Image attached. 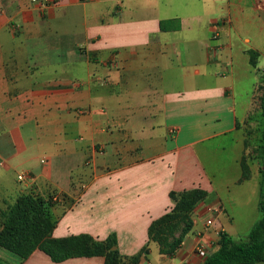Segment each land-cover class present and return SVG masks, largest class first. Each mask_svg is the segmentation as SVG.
Instances as JSON below:
<instances>
[{
	"label": "crops",
	"instance_id": "0c3cea01",
	"mask_svg": "<svg viewBox=\"0 0 264 264\" xmlns=\"http://www.w3.org/2000/svg\"><path fill=\"white\" fill-rule=\"evenodd\" d=\"M263 90L264 0H0V216L54 195V238L115 235L125 258L148 245L139 264H203L199 245L262 217L260 165L244 177L243 163ZM194 189L193 228L162 255L150 226ZM0 264L21 263L0 248Z\"/></svg>",
	"mask_w": 264,
	"mask_h": 264
},
{
	"label": "trees",
	"instance_id": "16d2710c",
	"mask_svg": "<svg viewBox=\"0 0 264 264\" xmlns=\"http://www.w3.org/2000/svg\"><path fill=\"white\" fill-rule=\"evenodd\" d=\"M259 123L264 135V99L261 102ZM247 142V147L250 145ZM257 161L260 164L261 196L259 209L261 219L248 236L236 241L221 233L218 249L210 253L203 264H258L264 262V141L257 146ZM253 161L252 158L250 160ZM249 161V162H250ZM247 160L243 163L244 177L249 175ZM250 162V163H251ZM255 162V161H254ZM252 162V163H254ZM54 195L42 197L35 194L20 196L16 203L0 216V248L13 255L22 264L33 253L40 250L53 262L62 263L72 258L103 257L105 264H139L148 254V245L136 256L122 257L115 235L105 241H98L90 235L70 236L63 239L53 237L57 226L54 215ZM170 198L174 207L161 219L154 221L149 229V241L156 242L162 255L172 257L193 228V214L207 193L200 189L172 192ZM179 234V235H177Z\"/></svg>",
	"mask_w": 264,
	"mask_h": 264
},
{
	"label": "rangeland",
	"instance_id": "374dc122",
	"mask_svg": "<svg viewBox=\"0 0 264 264\" xmlns=\"http://www.w3.org/2000/svg\"><path fill=\"white\" fill-rule=\"evenodd\" d=\"M262 95L263 96L261 97V102L264 99V90L262 91ZM260 116H261V110H260L259 115H255L253 117V119L251 120V124H249L248 128L246 129L247 140L251 142L249 145V154L247 157V162H249V160H251V158L253 160L252 162H254V161H255V163L258 162L256 160L258 157L257 153H256L257 146L260 143H262V140L264 141L263 128H262V125L259 123ZM252 162H251V164H253ZM258 164H259V162H258ZM177 235H179V234H177Z\"/></svg>",
	"mask_w": 264,
	"mask_h": 264
},
{
	"label": "built area",
	"instance_id": "2783aa9c",
	"mask_svg": "<svg viewBox=\"0 0 264 264\" xmlns=\"http://www.w3.org/2000/svg\"><path fill=\"white\" fill-rule=\"evenodd\" d=\"M33 1H34V2H38V0H33ZM46 4H47V3L44 2V6H46ZM42 163L44 164V163H46V161L43 160ZM18 180H19L20 182H25V181L27 180V176H26V174H24V173L20 174V175L18 176ZM57 200H58V197L55 196V197H54V201H57ZM209 211H210L211 213H214V212L217 213V212H219L218 209H214V208H210ZM213 223H214V220H213V219H210V220L207 221V226H212ZM197 252H198L199 256H200L203 260H205V259L209 256V254H210V253L207 252L206 248H205L203 245H199V246H198V248H197Z\"/></svg>",
	"mask_w": 264,
	"mask_h": 264
},
{
	"label": "water",
	"instance_id": "95a60500",
	"mask_svg": "<svg viewBox=\"0 0 264 264\" xmlns=\"http://www.w3.org/2000/svg\"><path fill=\"white\" fill-rule=\"evenodd\" d=\"M115 249V248H114Z\"/></svg>",
	"mask_w": 264,
	"mask_h": 264
}]
</instances>
